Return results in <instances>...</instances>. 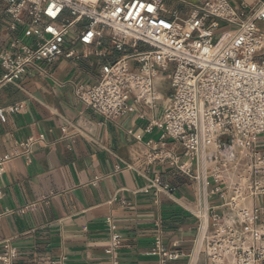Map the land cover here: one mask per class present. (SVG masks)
Returning a JSON list of instances; mask_svg holds the SVG:
<instances>
[{"label": "built area", "instance_id": "2783aa9c", "mask_svg": "<svg viewBox=\"0 0 264 264\" xmlns=\"http://www.w3.org/2000/svg\"><path fill=\"white\" fill-rule=\"evenodd\" d=\"M180 1L188 7L185 16L167 9L165 0H0L6 44L0 85L16 84L41 63L94 55L66 50L70 40L85 48L107 39L118 58L101 65L97 83L77 85L74 95L102 121L115 122L134 105L153 108L155 79L165 73L172 93L156 125L162 133L156 141L135 140L145 166L163 164L194 182L191 214L198 228L187 254L157 243L150 255L158 264L182 258L186 264H264V0L252 8L229 0ZM23 111V104L2 108L0 122ZM39 141L21 142L15 156L29 162ZM150 190L172 192L157 177L142 192ZM120 248L121 237L111 233L105 250L111 264H120ZM17 257V248L4 242L0 264H15Z\"/></svg>", "mask_w": 264, "mask_h": 264}, {"label": "crops", "instance_id": "0c3cea01", "mask_svg": "<svg viewBox=\"0 0 264 264\" xmlns=\"http://www.w3.org/2000/svg\"><path fill=\"white\" fill-rule=\"evenodd\" d=\"M260 1L229 0L250 8ZM165 6L188 14L180 0H165ZM4 47L0 37V50ZM65 48L94 55L41 63L39 71L30 70L16 84L0 85V109L24 106L22 113L0 122V252L8 241L18 250L15 264L61 259L62 264H111L105 250L116 233L120 264H158L150 255L157 243L187 254L198 228L191 214L195 184L166 165L145 166L142 159V143L162 133L156 125L168 104L167 75L155 79L153 108L133 104L135 111L127 117L104 122L75 97L74 89L97 83L101 65L118 54L107 39L84 48L76 38ZM30 138L40 141L28 162L15 155ZM168 145L182 152L180 144ZM156 177L172 192H142ZM171 264H186V259Z\"/></svg>", "mask_w": 264, "mask_h": 264}, {"label": "rangeland", "instance_id": "374dc122", "mask_svg": "<svg viewBox=\"0 0 264 264\" xmlns=\"http://www.w3.org/2000/svg\"><path fill=\"white\" fill-rule=\"evenodd\" d=\"M161 74H165V73H161ZM170 80H168V82H167V87H166V89H167V94H168V97L170 96V94L172 93V89L170 88Z\"/></svg>", "mask_w": 264, "mask_h": 264}, {"label": "bare ground", "instance_id": "6f19581e", "mask_svg": "<svg viewBox=\"0 0 264 264\" xmlns=\"http://www.w3.org/2000/svg\"><path fill=\"white\" fill-rule=\"evenodd\" d=\"M226 38H227V37H226ZM226 38H225V39H226Z\"/></svg>", "mask_w": 264, "mask_h": 264}]
</instances>
